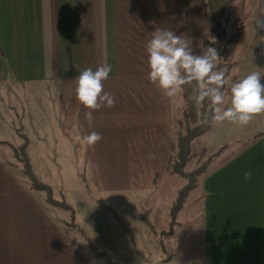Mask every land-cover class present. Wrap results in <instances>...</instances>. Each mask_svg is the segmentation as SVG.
I'll list each match as a JSON object with an SVG mask.
<instances>
[{
	"label": "crops",
	"instance_id": "crops-1",
	"mask_svg": "<svg viewBox=\"0 0 264 264\" xmlns=\"http://www.w3.org/2000/svg\"><path fill=\"white\" fill-rule=\"evenodd\" d=\"M188 1L0 0V264L161 261L175 231L105 230L93 241L77 209L73 229L30 190L14 148L20 129L54 194L73 189L90 203L89 194L151 192L185 104ZM249 2L238 83L202 135L213 152L264 135V0ZM200 186L201 200L182 208L185 241L166 264H264V136Z\"/></svg>",
	"mask_w": 264,
	"mask_h": 264
},
{
	"label": "rangeland",
	"instance_id": "rangeland-1",
	"mask_svg": "<svg viewBox=\"0 0 264 264\" xmlns=\"http://www.w3.org/2000/svg\"><path fill=\"white\" fill-rule=\"evenodd\" d=\"M230 1V4L224 11L223 15V24L226 28V32L229 37L238 38L246 33L248 17L250 15L249 0H227ZM207 0H189L188 1V26L189 32L187 39V49H188V58L190 73H193L191 70L198 71L201 74L204 73L201 69L203 64L202 57L208 55L211 51V43L217 38L212 32V26L210 23L208 12H207ZM246 37V35H245ZM239 44V48L236 51H233L231 54H223L216 63V69L211 75L213 83L218 86V90L211 95L209 108L215 109V114L219 112L220 106L219 103L224 102L226 99V92L234 86V81L237 77L234 75V68L232 66L234 62L236 65L241 62L243 55V43ZM195 53V54H194ZM193 59V60H192ZM192 60V63H191ZM238 80V79H237ZM193 74L189 76V84L194 83ZM199 95L197 97L193 96V102L196 106V115L194 117L190 116L188 124L185 122V112L188 109V104L185 101L184 107L180 108V113L177 114L178 118L174 123V150L171 151L170 157L172 164L177 161V139L178 135L186 134L187 127H193L200 122L199 111L202 108V97L201 93L203 90L207 89V85L203 82H200ZM192 85V84H191ZM193 91V90H192ZM191 91V95L194 93ZM176 121H183L182 125L176 123ZM204 138L199 137L195 139L190 148L191 156L190 160L185 167L186 173H191L199 169L205 164V169L203 174L197 176L196 178V188L188 193L186 198L185 205L188 204L189 208L193 203H198L201 200V184L202 180L212 172L214 169H217L227 158L229 159L232 154L238 152L241 148L239 145H236L230 149H220L219 151H210L208 148L204 147L203 144ZM17 167V166H15ZM14 167V168H15ZM19 175V172L14 171ZM24 177V176H23ZM30 183V182H29ZM189 179L181 177L178 174H173L171 166L166 172L161 174L160 180L157 186L151 192H135V191H125L120 193L117 196V200L113 201L110 197H94L93 194H89V197L93 200L90 203H84L81 199V195H77L76 191L71 190L72 193H68L66 197L62 193L56 191L54 198L58 201L66 200L76 211L80 213V217L84 219V222L87 226L86 230L93 232L95 240L100 239L101 231H139L144 233V231L150 232L148 226H146L143 220V213L149 211V219L155 227L156 231H175L173 241L169 242L167 240V251L165 252L164 246H162L161 261L157 264H166L165 260L168 256L177 255L178 250H180V245H183L186 236V227L187 220L189 218L188 212L179 211L176 219V224L172 227L170 224L171 221V211L177 202V198L180 190H182L186 185H188ZM31 190V186L29 187ZM69 192V191H68ZM44 195V194H43ZM45 198V195H44ZM88 199V198H87ZM108 202V203H107ZM53 206V205H51ZM55 207V206H53ZM58 211H63L61 213H67L69 217L70 212L67 210L55 207ZM60 215V216H59ZM58 217H62V214H59ZM120 220H118V219ZM63 219V218H62ZM71 221L69 217V222ZM70 224V223H69ZM69 226V225H68ZM77 226V225H76ZM78 228V227H77ZM75 229V228H73ZM79 230V229H78ZM80 231V230H79ZM82 232V231H81ZM163 237L157 236V239L164 242ZM172 238V237H171ZM166 239V238H165ZM86 250V249H85ZM99 255V254H98ZM169 262V261H168Z\"/></svg>",
	"mask_w": 264,
	"mask_h": 264
},
{
	"label": "trees",
	"instance_id": "trees-1",
	"mask_svg": "<svg viewBox=\"0 0 264 264\" xmlns=\"http://www.w3.org/2000/svg\"><path fill=\"white\" fill-rule=\"evenodd\" d=\"M208 3L206 4L207 6V12H208V17L212 26V32L216 36V40L213 41L211 45V51L208 55L202 57L203 64L201 65L202 71H204L203 74H201L198 71L191 70L193 73H190V66H189V61L186 62L185 66V71H184V78L182 84H180L184 90V99L186 103L188 104V109L185 112L184 115V120L188 124L190 116L194 117L196 115V106L193 102V96L197 97L199 95V87H200V82H203L207 85V89L203 90L201 93L202 97V108L198 112L200 115V123L190 127H187L186 134H180L178 135L177 139V161L172 164L171 162V157L168 156V159L166 160V170L169 169L171 166V169L173 171V174H178L181 177L189 179L188 185H186L182 190H180L178 198L176 199L177 202L175 206L173 207L171 213V221L170 224L172 227L174 224H176V219L179 211L182 210L186 198L188 196V193L191 192L196 188V178L197 176L203 174L204 169H205V164L197 169L194 172L191 173H186L185 172V167L187 163L190 160L191 156V144L192 142L199 138L205 136L207 133L211 132L214 126L216 114H215V109L209 108L210 100L212 98L211 95H214V93L218 90V86L213 83L211 79V75L214 73V69H216V63L220 59L223 54L225 55L227 52L232 53L233 51H236L239 48V44L243 42L246 33H243V35L240 37V39L237 41L238 38L236 37H229L226 28L224 27L223 24V15L225 9L228 7L227 5L230 4V1L227 0H207ZM247 28V27H246ZM232 66H236V63ZM193 74L194 77V83L189 84V76ZM234 86L229 89L225 96H230L232 94V90L235 88V86L238 83V80L234 81ZM193 90V91H192ZM194 92L192 95L190 94ZM224 105V102H221L218 104V106L222 107ZM183 121H176L177 124L182 125ZM19 135L24 139V143L19 147V148H14V152L17 157V159L23 164V173L25 174V177H27L30 182V186L32 190L38 191V192H44L46 195V200L49 203V205H53L55 207H60L68 212H70V224L69 226L72 228H77L76 226V211L75 209L67 203L66 200L58 201L54 198V192L52 191L53 189L51 186L48 184L43 183L42 181L38 180L37 175L32 169V165L29 159V156L26 154L27 153V146H28V139L25 135L22 134L20 129H17ZM264 135L260 134L254 138V140H250L247 142L242 143L241 150H245L250 145H254L260 138H262ZM0 144H7L4 142L0 141ZM175 147V143L171 144V147L169 148L170 151H173ZM195 205V203H193ZM193 205H191L193 207ZM149 211L144 212L143 214V220L155 235H156V229L153 226L152 222L149 219ZM170 231L169 233H171ZM165 233H161V236H164ZM163 246V244H162Z\"/></svg>",
	"mask_w": 264,
	"mask_h": 264
}]
</instances>
